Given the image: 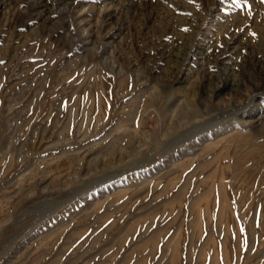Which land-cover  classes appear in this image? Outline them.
Instances as JSON below:
<instances>
[{
  "label": "rangeland",
  "instance_id": "1",
  "mask_svg": "<svg viewBox=\"0 0 264 264\" xmlns=\"http://www.w3.org/2000/svg\"><path fill=\"white\" fill-rule=\"evenodd\" d=\"M0 264H264V0H0Z\"/></svg>",
  "mask_w": 264,
  "mask_h": 264
}]
</instances>
